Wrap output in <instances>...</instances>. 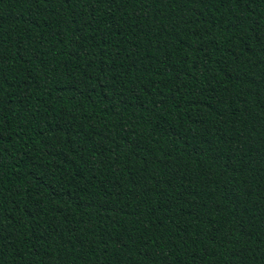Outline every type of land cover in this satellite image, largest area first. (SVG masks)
I'll use <instances>...</instances> for the list:
<instances>
[{"label":"trees","instance_id":"trees-1","mask_svg":"<svg viewBox=\"0 0 264 264\" xmlns=\"http://www.w3.org/2000/svg\"><path fill=\"white\" fill-rule=\"evenodd\" d=\"M0 264H264V0H0Z\"/></svg>","mask_w":264,"mask_h":264}]
</instances>
